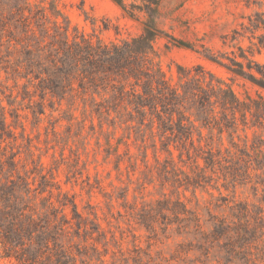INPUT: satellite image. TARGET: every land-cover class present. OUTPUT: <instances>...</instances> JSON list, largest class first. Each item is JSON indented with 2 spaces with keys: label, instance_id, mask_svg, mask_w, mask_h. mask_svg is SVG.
<instances>
[{
  "label": "trees",
  "instance_id": "trees-1",
  "mask_svg": "<svg viewBox=\"0 0 264 264\" xmlns=\"http://www.w3.org/2000/svg\"><path fill=\"white\" fill-rule=\"evenodd\" d=\"M114 1L134 15L122 0ZM159 3L142 0L137 6L145 13L139 35L104 42L72 27L56 0H0V256L12 264H108V244L114 239L113 234L107 238L96 212L84 214L64 191L54 194L52 177L30 154L14 89H20L22 99L38 97L31 110L36 121L45 114V101L51 111L64 103L61 118L67 129H76L65 144L81 142L84 150L88 137L82 133L88 128L96 145L104 146L105 158L114 155L116 169L122 160L119 144L132 139L142 154L144 177L155 172L160 187L169 185L171 195L175 192L136 213L149 238L183 237L169 259L160 252L153 256L149 243L147 249L134 246L129 256L120 249L121 256L113 252L110 264H170V259L181 264H264V63L254 58L264 49L263 14L248 18L247 48L233 43L245 36L237 30L228 44L237 50L230 52L198 50L170 37L173 45L200 53L256 88L255 95L240 97L201 65H178L174 83L165 76L155 45L163 34L157 25ZM258 30L263 32L254 35ZM248 128L253 129L251 142L240 143V131ZM118 129L123 132L116 138ZM18 137L27 139L24 150L31 169L17 158ZM7 140L17 150L11 146L7 152L2 146ZM148 148L154 163H147ZM158 151L165 156L160 158ZM125 154L133 167L132 154ZM247 183L255 196L261 187V195L252 203L229 205L227 216L212 211L209 201L203 218L180 196ZM216 199L226 201L222 195Z\"/></svg>",
  "mask_w": 264,
  "mask_h": 264
},
{
  "label": "rangeland",
  "instance_id": "rangeland-1",
  "mask_svg": "<svg viewBox=\"0 0 264 264\" xmlns=\"http://www.w3.org/2000/svg\"><path fill=\"white\" fill-rule=\"evenodd\" d=\"M125 8L134 13L130 16L114 0H56L57 7L67 16L70 25L101 41H120L139 35L143 29L145 13L137 8L142 0H122ZM159 16L157 25L163 30V34L157 38L155 45L160 52L159 63L165 76L174 83L177 80V66L181 65L192 68L201 65L204 69L214 73L216 76L230 84L234 91L243 97L246 93L255 95V87L243 79L232 77L223 67L212 63L200 53L172 44L170 37L182 39L192 43L195 49L202 50L203 47L213 52L218 50L230 52L237 50L235 46H229L234 30L243 33L245 36H238L233 42L247 48L250 44L247 36L251 35L248 26V18H255V13H262L264 17V0H160L158 6ZM61 19V18H60ZM263 31H255L259 35ZM256 41V38H252ZM223 42L226 44L224 45ZM254 58L264 63V49L254 53ZM20 89L13 90V96L17 95L15 107H18L22 115L24 135L30 139V154L33 159L39 160L43 172L52 177L54 183L53 192L64 191L73 197L78 209L86 214L93 210L97 213L98 221L105 230L107 238L113 234L114 239L108 244L109 254L106 256L110 264L111 254L115 252L121 256L119 249L124 256L134 254V246L147 249L153 256L157 252L169 259L175 250L177 243L183 240L182 236L175 234L163 238H149L145 228L137 222V212L142 205L154 202L163 196H176L170 193L169 185L160 187L159 177L155 172L148 173L145 164L141 160L142 154L138 149V143L128 140V145L120 143L118 151L122 154L119 169L115 168L114 155L105 158L104 146L98 147L95 143L96 137L85 128L83 135L86 138L77 146L71 140L65 144V140L75 132V128L67 129L68 122L62 119L63 110L66 105L62 103L57 110L51 111L48 101H45V114L35 120L31 110L35 109V96L31 101L22 99ZM8 92V91H7ZM4 104L7 105L4 100ZM58 106L57 104L55 105ZM8 108V106H7ZM58 119V121H56ZM56 121V122H54ZM22 132L20 127L15 129L19 135ZM122 130H116V138L122 134ZM240 143L251 142L253 129L248 128L245 132L239 133ZM115 138L112 143L115 144ZM103 141V138H102ZM20 152L17 158L25 164V169H31L33 163L25 152L27 139L18 137ZM227 138H223V145H227ZM6 146L7 152L17 150L16 145L9 143V140L2 143ZM77 151L78 157L75 153ZM132 154V161L135 165L130 166L125 151ZM160 158L165 154L157 152ZM147 163H154L153 150L147 149ZM146 179H150L149 182ZM142 184V185H141ZM126 189V192L123 190ZM181 191V190H180ZM262 193L261 187L257 196ZM212 194V195H211ZM222 195L226 201L217 200ZM189 207L196 208L203 218H207L205 207L210 201L212 211L220 215L229 214V205L234 202L246 201L255 202L251 183L237 184L235 187L225 188L220 186L219 190L208 187V189H197L195 197L191 191L180 194ZM214 203H223L221 208H213ZM91 206V209L89 208ZM264 206V203H262ZM101 248V246L99 245ZM170 264H181L177 260H168ZM0 264H12L8 259L0 256Z\"/></svg>",
  "mask_w": 264,
  "mask_h": 264
}]
</instances>
